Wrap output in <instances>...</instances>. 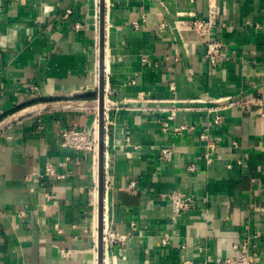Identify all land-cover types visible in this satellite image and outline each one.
I'll use <instances>...</instances> for the list:
<instances>
[{
  "label": "crops",
  "instance_id": "crops-1",
  "mask_svg": "<svg viewBox=\"0 0 264 264\" xmlns=\"http://www.w3.org/2000/svg\"><path fill=\"white\" fill-rule=\"evenodd\" d=\"M215 1L217 65L177 24L207 16L210 0H105V99L118 108L105 130L104 231L126 237L105 247L111 264H215L245 237L264 264V0ZM99 14L100 0H0V264L98 263L99 164L61 137L99 126ZM174 190L195 198L176 219Z\"/></svg>",
  "mask_w": 264,
  "mask_h": 264
},
{
  "label": "built area",
  "instance_id": "built-area-1",
  "mask_svg": "<svg viewBox=\"0 0 264 264\" xmlns=\"http://www.w3.org/2000/svg\"><path fill=\"white\" fill-rule=\"evenodd\" d=\"M48 1V0H45ZM195 1V0H191ZM44 10L49 11L50 6L48 4H44ZM185 15L190 18L187 20L178 21V25H187L192 30H194L200 37L201 42L205 47V57L207 60L213 65H217L220 59L225 55L226 52V44L217 38L213 37V31L219 24L218 17V5L215 0H210L208 14L205 17H198L194 12H186ZM137 25V24H136ZM222 26H226L225 23H222ZM134 82V81H133ZM170 89L173 92L176 89L175 83L172 81L170 83ZM107 97V94H106ZM221 100V99H218ZM231 100V99H230ZM219 102V101H218ZM239 103L238 99H232L230 104ZM226 105H220L215 107H210L209 110L217 111L225 107ZM118 108L117 103L106 102L105 99V130H107V123L110 121L109 113ZM160 108V107H159ZM177 110L185 109V107H176ZM176 115V112L172 110L169 115V119H172ZM222 116L217 113L212 121H209L208 124L211 126L212 124H217L221 121ZM167 128L168 124L165 123ZM208 128L204 129L199 138L205 142L202 157L205 159L207 163H212L214 161L213 151L217 147V141L212 139L209 136ZM96 135H95V127L89 129H77V128H68L62 133L61 137V146L65 149H72L75 151H82L86 153H90L94 160L95 155V145H96ZM173 145H168L162 149V157L165 161H171L173 158ZM69 159V157H68ZM228 166H231L228 164ZM195 167L191 165L189 167L190 170H193ZM46 174L53 175L57 177V179L65 178V174L57 171L55 165H48L46 167ZM46 196L49 199H53L56 196L52 193H47ZM169 200L172 205V219H176L183 212L188 211L190 209L195 208L194 200L195 198L187 193H184L179 190H174L169 195ZM55 228L59 233L62 232L61 227L58 224L55 225ZM106 238V239H105ZM125 236L120 235L118 233L112 231H106L104 233V244L107 246L109 243H119L125 240ZM167 238L163 239V244H166ZM252 240L251 237H245L241 241L234 244L235 254L228 257H218L214 260L215 264H254V254L251 250ZM65 253V251H63Z\"/></svg>",
  "mask_w": 264,
  "mask_h": 264
},
{
  "label": "water",
  "instance_id": "water-1",
  "mask_svg": "<svg viewBox=\"0 0 264 264\" xmlns=\"http://www.w3.org/2000/svg\"><path fill=\"white\" fill-rule=\"evenodd\" d=\"M105 0H100V37H99V169H98V195H99V241L98 263H104V200H105Z\"/></svg>",
  "mask_w": 264,
  "mask_h": 264
},
{
  "label": "bare ground",
  "instance_id": "bare-ground-1",
  "mask_svg": "<svg viewBox=\"0 0 264 264\" xmlns=\"http://www.w3.org/2000/svg\"><path fill=\"white\" fill-rule=\"evenodd\" d=\"M107 59L108 58H107V55H106V69L108 70V60ZM98 67L99 66H98V62H97V69H98ZM96 108H99L98 102H97V107ZM96 126H98V122L96 123ZM95 135H96V138H95V140H96V145H95L96 149L95 150L98 149V161H97V158L94 157V165H95V167H97V165L99 164V126L97 128H95ZM98 198H99V195H98ZM95 214H96V219H95V226H94V235H95L96 240L98 238V241H99V220H98L99 209H98V211L96 210ZM104 233H105V231H104ZM105 247H106V245H105ZM104 256H105V250H104ZM104 260L105 261H104L103 264H111V262H110V260H109L107 255L104 257Z\"/></svg>",
  "mask_w": 264,
  "mask_h": 264
},
{
  "label": "rangeland",
  "instance_id": "rangeland-1",
  "mask_svg": "<svg viewBox=\"0 0 264 264\" xmlns=\"http://www.w3.org/2000/svg\"><path fill=\"white\" fill-rule=\"evenodd\" d=\"M98 112H99V110H98ZM105 261V260H104Z\"/></svg>",
  "mask_w": 264,
  "mask_h": 264
}]
</instances>
